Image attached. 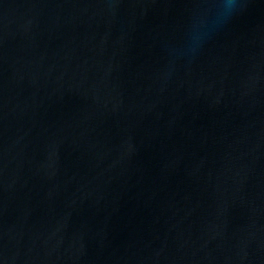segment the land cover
Instances as JSON below:
<instances>
[{
  "label": "water",
  "instance_id": "obj_1",
  "mask_svg": "<svg viewBox=\"0 0 264 264\" xmlns=\"http://www.w3.org/2000/svg\"><path fill=\"white\" fill-rule=\"evenodd\" d=\"M0 264H264V0H0Z\"/></svg>",
  "mask_w": 264,
  "mask_h": 264
}]
</instances>
